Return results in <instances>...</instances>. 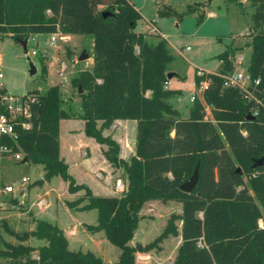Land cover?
Returning <instances> with one entry per match:
<instances>
[{
    "label": "trees",
    "instance_id": "obj_1",
    "mask_svg": "<svg viewBox=\"0 0 264 264\" xmlns=\"http://www.w3.org/2000/svg\"><path fill=\"white\" fill-rule=\"evenodd\" d=\"M209 1L189 5L178 16L199 11ZM225 1L243 8L240 0ZM247 1L254 7L247 44L252 98L226 84L238 49L229 45L217 55L220 64L215 71L198 75L195 70V84L207 82L203 100L194 97L188 116L182 117L170 103L179 90L165 87L174 56L165 38L150 40L135 31L141 14L129 0H0V40L10 36L21 43L33 34L56 32L92 37L91 70L81 69L71 78L77 92L81 88V113L73 116L83 120L86 136L105 146L107 161L123 169L122 193L94 195L69 172L60 156L59 122L71 115L63 107L58 85L21 95L30 115L14 119L16 139L0 136V146L22 153L28 158L25 162L42 165L43 177L33 185L59 176L69 193L83 190L66 205L78 211L96 209V223L84 228L90 233L102 231L119 248L112 264H137V253L159 250L164 239L179 234L176 220L181 221V241L172 264H264V165L254 166L264 156V0ZM158 13L170 10L158 9ZM41 64L44 74L43 59ZM249 114L254 117L248 118ZM118 119L136 121L134 154L127 160L119 156L118 142L103 134ZM196 165L195 188L181 191L179 186ZM150 199L177 201L181 213H171L151 241L130 244L139 211ZM34 224L33 229L15 230L2 223L3 231L15 241L0 235L4 247L0 257L6 259L0 264H110L90 250L69 249L56 224L37 218ZM32 238L45 244L34 247L27 243Z\"/></svg>",
    "mask_w": 264,
    "mask_h": 264
},
{
    "label": "rangeland",
    "instance_id": "obj_2",
    "mask_svg": "<svg viewBox=\"0 0 264 264\" xmlns=\"http://www.w3.org/2000/svg\"><path fill=\"white\" fill-rule=\"evenodd\" d=\"M131 1L141 14L138 29L144 32L150 40H158L162 36L168 43L174 56L173 61L168 66V70L181 76V79L176 78L173 80L172 86L180 87L183 90V95L181 97L175 96L172 98V102L185 115L191 104L189 98L194 89L193 76L195 70L212 71L216 69L218 66L217 55L224 52L229 45L238 48L232 58L241 53L245 56L244 63H248L250 46L247 44L251 40L252 33L250 13L254 10L249 1L240 0L243 3V8H241L234 3H227L225 0H210L203 10L185 14L181 17L178 14L185 13L189 5L206 0ZM158 9H169L170 13L159 14ZM200 13L202 15L198 16ZM148 21L154 23L158 30L157 33H149L147 31L146 25ZM51 36V33L29 36L26 42V49L10 36H5L0 40V72L3 75L0 78V88L9 95L21 96L33 89L45 90L51 85H58L62 98L69 100V97H72L71 108L68 105L65 109H67L71 117L78 118L73 116L74 113L71 112V110L81 111L80 97L77 89L71 84V78L77 74L80 67H84L85 60H87L85 58L83 61H79V57L84 54H92V37L87 34H69L64 41L56 36L55 41L52 43ZM32 51L35 52L33 55H31ZM41 59H43L45 65L44 74L42 73ZM61 61L66 66L64 71V75L67 78L66 89L60 84L59 68ZM32 65L35 68L34 73L30 72ZM178 98L181 100L177 101ZM103 134L109 135L117 141L115 131L111 128L103 131ZM99 145L101 154L104 156L103 149L105 146ZM110 166L114 168L112 170V183L115 184L116 179L120 178L125 187L126 175L123 169L116 168L111 164ZM98 172L104 174L101 169ZM36 175V168L31 167V164L25 161L17 162L12 154L0 153V235L7 241L14 242L15 240L3 231V222H6L8 226L15 230L31 229L35 226L33 209L29 207L26 200L20 203L18 195H22L20 193L21 188L29 192L28 183ZM56 178L58 179L56 182L60 186L66 184L59 176ZM6 184L13 186L14 193L4 191ZM33 187L34 190L31 192L30 199L37 200L41 187L39 185H34ZM78 192H80L79 195H74L72 197L74 198L73 200L83 194V190ZM105 193V196L111 194L110 192ZM121 193L115 192V189H113L114 195H120ZM86 202L85 200L80 205ZM41 208L38 207L37 211L41 215V219L47 221L53 219L51 209L46 211ZM180 212L181 204L177 201H168L166 203L157 199L146 201L139 211L140 219L130 244L137 242L145 244L151 241L162 231L170 214H179ZM58 216L66 234L65 236L69 241V249L90 250L104 262L110 264L118 259L119 248L112 245L103 232L98 235H90V232L88 233L81 227H77L74 232L69 230L76 219L92 222V214L81 213L75 216L76 219H71L59 209ZM94 221L96 222V218H94ZM259 224H263V221L259 220ZM176 225L179 233L181 221L176 220ZM27 243L38 247L45 244V241L32 238ZM179 243L180 236H169L160 243L159 250L137 253L136 263L172 264ZM3 248L0 244V249ZM32 257H36V252L32 253ZM4 261L6 259L0 257V262Z\"/></svg>",
    "mask_w": 264,
    "mask_h": 264
},
{
    "label": "crops",
    "instance_id": "obj_3",
    "mask_svg": "<svg viewBox=\"0 0 264 264\" xmlns=\"http://www.w3.org/2000/svg\"><path fill=\"white\" fill-rule=\"evenodd\" d=\"M129 1L131 3H133L131 0H129ZM244 1H247V0H244ZM133 5L135 6L134 3H133ZM135 8L138 10V8L136 6H135ZM139 20L137 21V25L135 27L136 32H142L141 30L138 29ZM148 22H152V21H148ZM142 33H144V32H142ZM51 34L54 35L55 33H51ZM61 34L64 36V40L69 35V34H63V33H61ZM68 53H69V51H68ZM70 53H71V50H70ZM250 53H251V47H250ZM238 55H242L245 59V56L243 54L239 53ZM238 55H236V56H238ZM78 60L83 61L80 59H78ZM61 64H63L65 66L64 62H62ZM92 64H93L92 54H90V55L88 54L87 60H85L84 67L82 66L78 70H81V69L91 70ZM219 64H220V61L218 60V65ZM217 67H216V69H217ZM216 69H214L212 71H204V72H213ZM201 71H203V70H201ZM169 73H170V71H169ZM176 78L181 79V76L178 75L177 73H173V76L171 78H168L169 81L166 82L165 87L170 88V89L179 90L180 93L177 94L176 96L181 97L183 95V90L180 87H173L172 86L173 80ZM66 83H67L66 77H65V79L60 78V84L65 89H66ZM206 84H207V82L203 81V85L201 82L200 85L197 86L194 82V76H193L194 89H193V91L190 95V98H189V102L191 104L193 101L191 99L192 96L197 97L200 100H203L201 92H202V89L206 86ZM38 90H40V89H38ZM40 91H43V90H40ZM62 100H63L64 109L66 107H68V105L71 108L70 102L72 101V97H69V100L64 99V98H62ZM180 100H181L180 98L177 99V101H180ZM170 103L172 104V106L174 108H176L179 111V113L182 117L188 116L191 104L189 105V109L185 115L176 105H174V103L172 102V98L170 99ZM71 112H73L74 114L81 113V111H72V110H71ZM206 114L210 115L209 109L207 107H206ZM83 123L84 122L82 119L73 118V117L64 118V119L60 120V122H59L60 156L68 164L69 172L73 175V177L75 178L77 183H83V184L87 185L94 195L105 196L104 195V194H106L105 192H110L111 194H109L108 196H113L114 195L113 194L114 184L112 183V176H113L112 170L114 168L110 166V164L107 162V160L101 154L100 145L92 137H88L84 134ZM100 123H101V121H98V124H100ZM110 128L115 131L117 141L119 143V147H120L119 156L121 158L127 160L131 155L134 154V144H135V135H136V121L131 120V119H118V120L114 121V123L110 126ZM105 130H107V129H105ZM105 130H103V131H105ZM28 164H31V167L36 168L37 175L35 177H33L30 180V182L28 183L27 188L29 189V192L25 191V193L23 195H18L19 196L18 199H19L20 203L21 202L23 203L25 200L27 201V204L29 205V207H31L33 209V215L35 218L41 219V215H39V213L37 212L38 207H42L41 209H44L46 211L51 209L52 210L51 216L53 219L49 220V222L56 224L59 228H61L64 235H66V234L64 232V229L62 228L61 220L59 219V216H58L59 209H61L68 216V218H71V219L72 218L76 219L75 216L77 214H81V213L82 214L83 213L88 214V215L92 214V218H93L92 222L81 221L79 219L74 220L73 224L69 228V230L71 232H74L77 227H81L82 229L85 230L84 224H95L96 223L94 221V218H96V216H97L96 209H91L88 211H78V210H75L73 208H69L66 205V201L73 200L74 198H72V197L74 195L75 196L79 195L80 192L69 193L67 191V184H62V186H60L56 182V181H58V179L56 178L57 176H54L49 181H44L42 184L39 185L41 187V190L39 191V193H40L39 198H42L44 200L43 204H37L36 203L39 198L37 200H31L30 199L31 192H32V190H34V187H33L34 185H32V183L35 180L41 179L43 177L44 170H43L42 165H40V164H32V163H28ZM99 169L103 170L104 174L99 173L98 172ZM261 225H263V224H261ZM33 227L31 229H33ZM85 231H87V230H85ZM101 232L102 231L95 232V233H89V232L88 233L90 235H92V234L98 235V234H101ZM178 236H180V241H181L180 232H179ZM68 243H69V241H68ZM176 251H177V249H176Z\"/></svg>",
    "mask_w": 264,
    "mask_h": 264
},
{
    "label": "built area",
    "instance_id": "obj_4",
    "mask_svg": "<svg viewBox=\"0 0 264 264\" xmlns=\"http://www.w3.org/2000/svg\"><path fill=\"white\" fill-rule=\"evenodd\" d=\"M146 29L149 33H157V29L152 22L147 23ZM56 36H58L59 39L64 40V36L61 34V32H56L54 35L51 36L52 43L55 41ZM34 53L35 52L32 51L31 55H33ZM244 60L245 59L242 55L234 56V58H232L234 70L230 75L225 77L226 84L238 88L242 92L244 97L252 98L248 89V86L251 83V79L247 71L248 63L245 64ZM65 68L66 67L61 64L59 68V76L61 79H65ZM197 73L198 75H201L202 71L198 70ZM2 77L3 75L0 72V78ZM257 82L258 80L254 81V83ZM1 90L2 89L0 88V108H2L3 111H0V136H7L10 139L15 140L17 136L14 130V119L17 117H28L30 115L28 102L21 96L9 95L6 92H1ZM191 99L193 100L194 96H192ZM23 126L28 127L29 124L24 123ZM0 153L12 154L17 162L22 161L24 158V155L22 153L13 151L12 148L7 145L0 146ZM114 189L115 192L123 191L124 186L120 178L116 179ZM4 191L8 193H14V188L11 184H6L4 186ZM20 193L23 195L25 193V190L21 188ZM43 202L44 200L42 198H39L36 203L43 204Z\"/></svg>",
    "mask_w": 264,
    "mask_h": 264
},
{
    "label": "water",
    "instance_id": "obj_5",
    "mask_svg": "<svg viewBox=\"0 0 264 264\" xmlns=\"http://www.w3.org/2000/svg\"><path fill=\"white\" fill-rule=\"evenodd\" d=\"M26 42H27V40H23L20 43L24 49H26ZM85 58H87L86 54L79 57L80 60H83ZM30 72L31 73L35 72V68L33 65L31 67ZM172 76H173V73H171V72L167 74V78H171ZM80 92H81V88L79 87L78 93H80ZM250 117H254V115L249 114L248 118H250ZM27 160H28V158L24 157L22 161H27ZM262 165H264V156L260 157L259 159L255 160V162H254V166H262ZM236 172L241 173V169L239 167H237ZM197 181H198V166L196 165L191 176L184 183H182L179 186V189L183 192H191L195 188Z\"/></svg>",
    "mask_w": 264,
    "mask_h": 264
}]
</instances>
